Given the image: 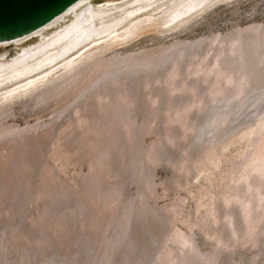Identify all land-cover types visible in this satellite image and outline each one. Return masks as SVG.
<instances>
[{
  "label": "rangeland",
  "instance_id": "rangeland-1",
  "mask_svg": "<svg viewBox=\"0 0 264 264\" xmlns=\"http://www.w3.org/2000/svg\"><path fill=\"white\" fill-rule=\"evenodd\" d=\"M0 264H264V0L1 108Z\"/></svg>",
  "mask_w": 264,
  "mask_h": 264
},
{
  "label": "bare ground",
  "instance_id": "bare-ground-1",
  "mask_svg": "<svg viewBox=\"0 0 264 264\" xmlns=\"http://www.w3.org/2000/svg\"><path fill=\"white\" fill-rule=\"evenodd\" d=\"M229 1L79 0L41 28L0 41V48L15 47L11 57L0 54V109L54 86L120 45L187 27Z\"/></svg>",
  "mask_w": 264,
  "mask_h": 264
},
{
  "label": "water",
  "instance_id": "water-1",
  "mask_svg": "<svg viewBox=\"0 0 264 264\" xmlns=\"http://www.w3.org/2000/svg\"><path fill=\"white\" fill-rule=\"evenodd\" d=\"M79 0H0V41L25 36Z\"/></svg>",
  "mask_w": 264,
  "mask_h": 264
}]
</instances>
